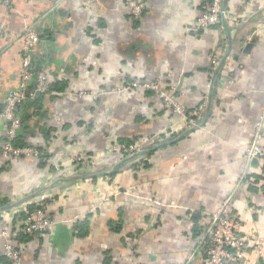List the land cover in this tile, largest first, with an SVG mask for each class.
Listing matches in <instances>:
<instances>
[{"label": "crops", "instance_id": "1", "mask_svg": "<svg viewBox=\"0 0 264 264\" xmlns=\"http://www.w3.org/2000/svg\"><path fill=\"white\" fill-rule=\"evenodd\" d=\"M142 1L136 20L123 0H14L11 9L0 0L10 32L0 41V109L19 84L27 27L41 37L33 70L55 88L18 105L35 111L27 141L47 156L0 155V233L25 201H50L53 233L21 243L23 264H207L200 235L230 194L243 232L264 239V160L247 155L264 117V0H227L247 15L231 32L197 26L210 0ZM134 78L159 81L190 114L208 99L204 124L184 134L189 124L158 93L122 88ZM121 138L151 139L152 149L117 161L107 151ZM82 155L91 161L78 163ZM248 258L264 263V248Z\"/></svg>", "mask_w": 264, "mask_h": 264}, {"label": "built area", "instance_id": "2", "mask_svg": "<svg viewBox=\"0 0 264 264\" xmlns=\"http://www.w3.org/2000/svg\"><path fill=\"white\" fill-rule=\"evenodd\" d=\"M14 0H2L3 5L11 9ZM126 5L130 10L133 19H138L144 9L142 0H127ZM245 14L239 15L228 9L225 0H210L204 11L197 20V26L202 28L217 25L222 31H233L242 20L246 19ZM10 34L6 21L0 22V41ZM18 36L23 41L22 47V69L20 72L19 84L6 96L4 104L0 109V115L7 124L6 137L0 140V155L4 160H10L20 156L37 157L40 151L35 146H18L15 144L18 129L22 125V119L17 113V106L28 98H34L37 92H44L49 89V73L33 70L34 51L39 44L40 34L31 27L24 29ZM212 72L221 68L219 59H215ZM32 82H35V89L29 90ZM124 90H153L158 93L167 108L180 114L189 124L188 128L201 125L199 123L206 111L208 99L198 106L193 114L181 106L175 95L168 92L159 81H148L145 79H132L126 81L122 86ZM264 128V117L258 123V129L248 149V159L264 160V146L261 143V135ZM151 139L143 138L132 143H115L114 149L123 157H129L144 150V147L151 143ZM147 149V148H146ZM92 157L82 155L76 158L78 163L90 162ZM261 182L264 188V164L261 171ZM20 200L11 202V207H19ZM24 203H29L25 201ZM19 205V206H18ZM23 205V204H22ZM27 216L19 220L13 226L15 229H3L0 236L6 238L3 247V254L6 255L11 264H23L21 243L16 236L21 231L17 225L22 226V232L30 234L47 235L53 233L54 221L50 214L49 203L40 202L39 207L33 211L27 210V204L22 206ZM202 253L207 264H257L249 260L248 251L254 248L263 251V236L257 233L246 234L243 232V223L240 213L235 208L234 195L230 194L224 198L219 208L214 211L207 226L200 235Z\"/></svg>", "mask_w": 264, "mask_h": 264}, {"label": "trees", "instance_id": "3", "mask_svg": "<svg viewBox=\"0 0 264 264\" xmlns=\"http://www.w3.org/2000/svg\"><path fill=\"white\" fill-rule=\"evenodd\" d=\"M136 20H138V19H136ZM33 89H35V82H32L31 85H30V87H29V90L30 91L33 90ZM53 90H55V88L53 87V83H52V84L49 85V89L47 91L37 92L34 98H28V99L24 100L21 103V105H24L25 107H30L32 105H35L36 106L37 103H40L41 104V102L44 101L46 95H49L51 92H53ZM18 107L19 106H17L16 110H17L18 115L22 119V125L18 129L17 136L15 138V144L18 145V146H28V145L30 146V144L27 141V139H28V137L30 135H33L34 134V130H33L32 126H30L28 124V120H29L30 117H33L34 116L35 111L34 110L33 111H30V113L26 111L27 112L26 115H23L21 113L19 114ZM41 108H42V105H39L35 109L39 110ZM37 115L40 116V114H37ZM134 141H135V139L133 140V139H124V138H121L117 142H119V143H128L129 144V143H132ZM152 145H153V142L148 143V145L146 146V148L149 149L150 147H152ZM37 148H38L39 151L43 152L42 157L47 156L46 155V152L43 149V147L37 146ZM124 158L125 157L120 156V157H118L117 161H121ZM40 202L48 203L50 201H48V200L43 201L42 200V201H39V202H36V201L35 202H29L27 204V210L28 211H33L34 209H36L37 207H39V203ZM4 204L6 205L7 204V201H3L1 203V205H4ZM2 212L3 211L0 210V217H1ZM26 216H27L26 212L25 211H22L18 215V217H16L15 223H17L16 222L17 220L23 219ZM17 228H20L21 229V231H19L17 233L18 235L16 236L17 240L20 243H24V242L25 243H28V242L32 241L35 238L36 235H38V234H30V233H24V232H22V226L21 225H17ZM11 229L12 230L15 229V226H12ZM0 264H11L10 259L6 255L3 254V250L0 253ZM261 264H264V263L262 262Z\"/></svg>", "mask_w": 264, "mask_h": 264}, {"label": "water", "instance_id": "4", "mask_svg": "<svg viewBox=\"0 0 264 264\" xmlns=\"http://www.w3.org/2000/svg\"><path fill=\"white\" fill-rule=\"evenodd\" d=\"M226 2H227V0H225V4H226ZM203 124H204V123H201V125H199V126H195V127H193V128L188 129L187 131L184 132V134H186V133H188V132H190V131H192V130H194V129H197L198 127L202 126ZM151 149H152V148H151ZM151 149H144V150H141V151H139V152L133 154L132 156H129V157L124 158V159L121 160V161H124V160H127V159H129V158H133V157H136V156L141 155V154H143V153L149 152ZM121 161H120V162H121ZM117 165H118V163H117ZM117 165H116L115 167H113V168H112L110 171H108V172L103 171V172L96 173V175H99V174H106V173H111V172L115 171Z\"/></svg>", "mask_w": 264, "mask_h": 264}, {"label": "rangeland", "instance_id": "5", "mask_svg": "<svg viewBox=\"0 0 264 264\" xmlns=\"http://www.w3.org/2000/svg\"><path fill=\"white\" fill-rule=\"evenodd\" d=\"M123 1H124V3L126 4V1H127V0H123ZM134 79H139V78H134ZM141 139H143V138H141ZM146 146H147V145H146ZM146 146L144 147V149H146ZM109 152H110V153H114V154L116 155L117 159H118V157L121 156L120 153L114 149L113 144H112V146H110L109 150L107 151V153H109ZM98 157H99V156L96 155V159H97Z\"/></svg>", "mask_w": 264, "mask_h": 264}]
</instances>
